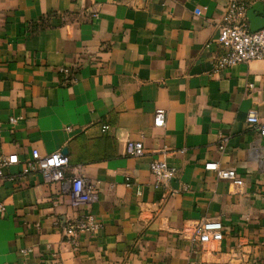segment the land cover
<instances>
[{
	"label": "crops",
	"instance_id": "obj_1",
	"mask_svg": "<svg viewBox=\"0 0 264 264\" xmlns=\"http://www.w3.org/2000/svg\"><path fill=\"white\" fill-rule=\"evenodd\" d=\"M232 2L246 20L256 3L264 10V0H0V158L20 161L4 170L15 182L0 179V264H264V136L246 122L255 111L264 124V61L212 63ZM127 142L144 155L127 156ZM64 149L66 175L80 166L97 189L91 205L21 175L33 150ZM152 160L175 183L155 187ZM214 162L236 171L243 194L204 169ZM86 215L100 228L66 238ZM204 220L222 222L220 243L191 241Z\"/></svg>",
	"mask_w": 264,
	"mask_h": 264
},
{
	"label": "built area",
	"instance_id": "obj_2",
	"mask_svg": "<svg viewBox=\"0 0 264 264\" xmlns=\"http://www.w3.org/2000/svg\"><path fill=\"white\" fill-rule=\"evenodd\" d=\"M245 7L236 2L230 3L225 9L223 24L218 29L216 44L220 49L219 54L213 59L215 70H225L239 64H246L253 60L264 61V28L251 32L246 19H243ZM66 73V70H61ZM250 88L252 86H249ZM10 125L17 123V119L11 118ZM246 122L249 126L257 127L259 134L264 136V124H258V117L255 111H250ZM165 116L163 111H156L154 115V127L164 126ZM109 127L104 125L101 132L105 133ZM71 128H66L70 133ZM223 145L219 147L223 150ZM125 154L129 157L139 158L144 155V146L141 142H127ZM20 163L18 157L13 154L5 158H0V179L15 182L14 176L4 174L6 167ZM21 175L40 174L45 183H62L70 189L72 205L85 207L94 203L97 199V189L94 184L85 181L80 174L81 167L73 168L71 176L66 175L69 168V159L62 152L58 151L50 155L41 156L37 150H33L30 159L24 161ZM206 171H213L220 181L226 182L236 195L243 194L245 187L241 177L233 169H222L218 163H208L204 166ZM151 175L155 178V187H165L169 185L175 177V169L165 161L152 160L149 164ZM126 186L131 187L129 179H126ZM141 195V191L137 190ZM5 212V207L0 203V214ZM100 225L92 215H86L73 223H67L64 229L66 238L75 239L84 232H95ZM223 224L220 220H204L194 229L191 241L195 244L212 245L223 240ZM33 252L31 248L22 249L20 253L28 256Z\"/></svg>",
	"mask_w": 264,
	"mask_h": 264
},
{
	"label": "water",
	"instance_id": "obj_3",
	"mask_svg": "<svg viewBox=\"0 0 264 264\" xmlns=\"http://www.w3.org/2000/svg\"><path fill=\"white\" fill-rule=\"evenodd\" d=\"M247 20L249 22V30L251 32H256L264 28V10L261 3H256L252 6L247 12ZM66 149L62 151V154L66 155ZM171 183H175V180L172 179Z\"/></svg>",
	"mask_w": 264,
	"mask_h": 264
}]
</instances>
